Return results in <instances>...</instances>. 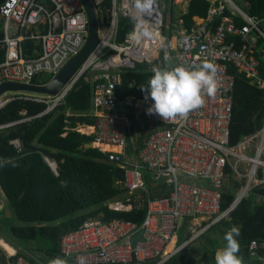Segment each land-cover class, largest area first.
<instances>
[{"label": "built area", "instance_id": "2783aa9c", "mask_svg": "<svg viewBox=\"0 0 264 264\" xmlns=\"http://www.w3.org/2000/svg\"><path fill=\"white\" fill-rule=\"evenodd\" d=\"M105 1L92 0L98 16L99 43L75 77L56 95L6 91L0 95V109L15 98H26L47 103L48 112L65 102L79 78L90 81L96 121L79 125L77 130L92 135L93 147L123 171L118 184L128 196L109 202V207L130 210L135 206L144 208L145 215L139 224L89 218L78 229L61 236V253L68 264H75L81 255L88 264H164L228 216L255 187L264 185V123L237 143L229 142L233 70L264 86L255 53L256 34L264 38V31L259 18L233 0H218L219 5L210 6L192 26H185L183 19L169 23L163 0H153L144 13L137 12L136 0ZM226 5L231 15L224 14ZM235 15L245 23L236 24ZM121 16L130 18L133 27L120 39ZM0 20V45L5 50L0 83L39 84L33 82L36 75L52 77L82 48L88 34L81 0H0ZM145 28L150 36L142 35ZM25 39L40 45L33 56L25 53ZM165 52L174 64L186 67L204 60L213 62L220 84L214 97H205L203 107L175 121L147 114L153 101L150 97L146 100L145 94L119 91L127 70L137 62L145 64L149 72L155 66L163 67ZM135 82L131 78L127 86L133 87ZM14 123L0 124V129ZM12 143L20 149L19 140ZM103 145L116 148L105 150ZM45 160L57 173L56 162L47 156ZM233 181L239 183L235 198L222 209V194ZM158 183L163 184L161 195L150 187ZM187 218L190 236L172 247ZM201 222L203 225L198 224ZM259 245L252 240L249 252L263 260ZM17 263L27 264L22 258Z\"/></svg>", "mask_w": 264, "mask_h": 264}, {"label": "trees", "instance_id": "16d2710c", "mask_svg": "<svg viewBox=\"0 0 264 264\" xmlns=\"http://www.w3.org/2000/svg\"><path fill=\"white\" fill-rule=\"evenodd\" d=\"M239 2L241 4L237 5L244 11L259 18L260 28L264 31V0ZM109 3L110 0L105 1V4ZM212 5L218 6V0L214 3L210 0H190L185 9L175 16L165 8L166 19L172 24L183 19L185 26H192L194 17L205 16ZM224 14L231 15L227 5ZM219 19L220 16L216 21ZM234 19L238 25L245 23L239 15H235ZM1 26L0 20V38L3 36ZM132 27V20L121 16L120 39ZM256 37L255 53L260 75L264 78V38L259 34ZM22 44L27 56H33L34 49L40 48L39 43L32 39H25ZM4 53L0 45V62ZM233 73L230 144L237 143L245 134L258 131L264 123V86L251 82L241 72L233 70ZM151 75L152 72L146 71L145 64L137 62L131 71L127 70L123 75L119 91L144 95L140 85H147ZM50 78L51 75L39 74L33 82L44 84ZM131 78H135L136 82L133 87H128ZM92 97V83L81 77L67 93L65 102L51 111L46 112L47 103L26 98H15L0 109V124L16 122L0 129V187L6 199L5 210H0V237L17 250L12 257H7L0 250V264H18L20 258L27 264H49L56 257L64 259L60 250L61 236L69 230L78 229L89 218L103 221L123 219L137 224L143 220L144 208L134 206L130 210H117L108 205L116 199L124 200L128 193L118 184L123 177L122 169L107 161L104 152L93 146L85 147L93 137L77 130L79 125H91L96 121V116L89 112L93 106ZM16 139L20 141V149L12 143ZM45 156L56 162L57 173ZM162 185L158 183L150 187L156 195H161ZM238 186L239 183L233 181V186L224 190L222 209L230 206ZM10 214L22 224L13 223L9 219ZM189 220H184L172 247L190 236L187 230ZM233 225L240 229L236 239L240 249L245 250L241 256L243 264H264V258L253 257L249 252L250 242L257 240L260 244L258 253L264 257V185L255 187L228 216L202 235L205 238L202 250L187 245L164 264H215V252L221 245L220 241L226 244L224 234ZM212 229H217L219 234L215 235ZM33 240L38 241L43 261L26 252V243Z\"/></svg>", "mask_w": 264, "mask_h": 264}, {"label": "clouds", "instance_id": "9594fccd", "mask_svg": "<svg viewBox=\"0 0 264 264\" xmlns=\"http://www.w3.org/2000/svg\"><path fill=\"white\" fill-rule=\"evenodd\" d=\"M153 0H136L138 13L148 11ZM143 36H150L146 28ZM145 93V99L151 98L153 103L147 108V114H155L164 121H175L177 118H186L189 113L204 106L205 97H214L220 87L217 79V67L204 60L198 65L186 67L174 64L172 57L165 52L164 66H155L147 85H140ZM2 166V165H0ZM240 229L233 225L223 239L226 246L218 250L215 255V264H242V257L238 256L240 244L236 239ZM49 264H68L66 259L56 257ZM75 264H88L83 255L76 257Z\"/></svg>", "mask_w": 264, "mask_h": 264}, {"label": "water", "instance_id": "95a60500", "mask_svg": "<svg viewBox=\"0 0 264 264\" xmlns=\"http://www.w3.org/2000/svg\"><path fill=\"white\" fill-rule=\"evenodd\" d=\"M88 19V34L82 48L70 57L60 70L54 74L50 80L44 84H27L13 81H4L0 83V95L6 91H28L33 93L56 95L67 83H69L78 73L90 53L99 43V23L98 16L92 0H81ZM90 114H94V108L90 109ZM92 142L85 144V147H92ZM138 234L134 241L139 238ZM222 249L218 248V250ZM215 252V255H216ZM245 250L242 249L239 256L244 255ZM8 257V256H7Z\"/></svg>", "mask_w": 264, "mask_h": 264}, {"label": "rangeland", "instance_id": "374dc122", "mask_svg": "<svg viewBox=\"0 0 264 264\" xmlns=\"http://www.w3.org/2000/svg\"><path fill=\"white\" fill-rule=\"evenodd\" d=\"M186 1V2H185ZM190 0H184V3L179 2V0H166L165 1V8H167L169 11L173 12V15H178V13L180 12L181 9L185 8L186 5H188ZM234 2L241 4L239 2V0H233ZM211 3H214V1H211ZM0 206L2 207L1 209L5 210V204H6V199H5V195L0 187ZM0 209V210H1ZM11 217H9V219L15 223V224H22V222L18 221L14 215L10 214ZM197 225V223H195ZM200 225H203V223H198ZM199 226V225H198ZM209 231V230H208ZM207 232V231H206ZM215 235L219 234L217 229H212V231ZM204 235V234H203ZM1 239V237H0ZM205 243V238L201 235L198 239H196L194 242L188 244L191 245V248H196L198 250H202L204 248L203 244ZM27 247L25 246L26 252L30 255V256H35L38 260L43 261L44 260V256L42 255L43 253L41 252V250L38 248V241H28L26 243ZM37 245V246H36ZM23 246V248H24ZM13 249L15 250V248L13 247ZM13 249L10 248L11 252L9 253L7 250L3 249V247L0 245V250H2V252L6 255L9 256L10 254H12ZM16 252L14 251L12 256H15ZM10 256V257H12Z\"/></svg>", "mask_w": 264, "mask_h": 264}, {"label": "crops", "instance_id": "0c3cea01", "mask_svg": "<svg viewBox=\"0 0 264 264\" xmlns=\"http://www.w3.org/2000/svg\"><path fill=\"white\" fill-rule=\"evenodd\" d=\"M210 1H214L215 2V0H210ZM187 6V5H186ZM183 9H185V8H183ZM199 17L200 16H195L194 17V22L196 21V20H198L199 19ZM196 18V19H195ZM4 193V192H3ZM1 205V204H0ZM2 207L0 206V209H1ZM203 235V234H202ZM220 246L218 247V248H223V247H225L226 246V244L224 243V241H220ZM0 245L3 247V249H5V250H7L9 253L11 252V250H10V248L12 249V247L13 246H11L8 242H6L3 238H1L0 239ZM217 248V249H218ZM14 249H13V252H12V254H10L8 257H10V256H12L13 255V253H14ZM238 256H239V254H237ZM263 257V256H262ZM264 258V257H263ZM242 264H243V261H242Z\"/></svg>", "mask_w": 264, "mask_h": 264}, {"label": "bare ground", "instance_id": "6f19581e", "mask_svg": "<svg viewBox=\"0 0 264 264\" xmlns=\"http://www.w3.org/2000/svg\"><path fill=\"white\" fill-rule=\"evenodd\" d=\"M116 148V146H112V145H103V149H105V150H108V149H115ZM12 249H13V247H12Z\"/></svg>", "mask_w": 264, "mask_h": 264}]
</instances>
